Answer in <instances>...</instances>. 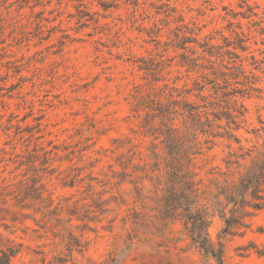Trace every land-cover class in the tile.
Listing matches in <instances>:
<instances>
[{"label":"rangeland","instance_id":"374dc122","mask_svg":"<svg viewBox=\"0 0 264 264\" xmlns=\"http://www.w3.org/2000/svg\"><path fill=\"white\" fill-rule=\"evenodd\" d=\"M189 105L212 123L191 160ZM248 150L264 151V0H0V248L18 250L13 264H204L160 218L166 164L210 198V178L237 176L250 157L226 161ZM248 220L224 264H264V212Z\"/></svg>","mask_w":264,"mask_h":264},{"label":"trees","instance_id":"16d2710c","mask_svg":"<svg viewBox=\"0 0 264 264\" xmlns=\"http://www.w3.org/2000/svg\"><path fill=\"white\" fill-rule=\"evenodd\" d=\"M244 49L243 46H239ZM233 54V52H231ZM234 55H236L234 53ZM198 58H196L197 60ZM198 63L196 62L195 65ZM241 72L244 73L242 68ZM202 91V88H200ZM203 97V96H202ZM169 111L163 112L162 121L166 124L168 133L173 130L172 126H168L170 121ZM227 126L229 123H235V116L226 111ZM181 116L189 117L194 124L190 126L193 133L194 143L190 147L195 148L191 152L183 154V157L191 160V155L199 152L197 140V132H205L204 127H210V119L207 112L200 110L199 105H189L187 109L181 107L179 112ZM213 121H220L221 115L213 114ZM172 119V118H171ZM217 128H224L219 122H213ZM213 135L226 136L229 139L239 142V139L231 132L225 129L224 133L217 132ZM168 143V142H167ZM180 143V147H181ZM167 154L171 157V152ZM180 151V148H179ZM179 153V152H178ZM235 160H227L226 164L235 163L241 166L240 160L250 157L249 164L243 166V170L239 171L237 176L224 178L220 180L217 177L210 178V198L201 196L197 183L194 181L188 171L182 165L167 163L168 182L162 188L161 197V216L164 224L174 223L178 221L182 226V233L188 240L187 245L197 249L204 259V264H224V246L225 241L236 235H243L245 228L251 225L248 220L251 217L264 212V151L252 154L248 150L245 154H235ZM210 203L209 207L202 200ZM217 216L221 221V226L214 239L209 235L208 227L212 223V218ZM256 231L264 234V224L258 225ZM255 252L261 255L264 248L260 249L253 244ZM249 247V245H247ZM18 250L6 247L0 248V264H13L12 259L16 257ZM65 260L61 256H54L48 264H64Z\"/></svg>","mask_w":264,"mask_h":264}]
</instances>
